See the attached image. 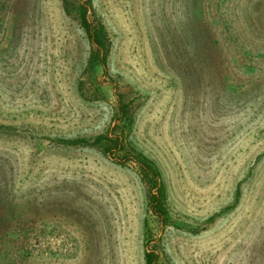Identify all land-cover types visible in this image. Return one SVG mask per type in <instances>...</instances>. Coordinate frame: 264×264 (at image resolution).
<instances>
[{
	"label": "rangeland",
	"instance_id": "rangeland-1",
	"mask_svg": "<svg viewBox=\"0 0 264 264\" xmlns=\"http://www.w3.org/2000/svg\"><path fill=\"white\" fill-rule=\"evenodd\" d=\"M84 1L0 0V264H264V0Z\"/></svg>",
	"mask_w": 264,
	"mask_h": 264
},
{
	"label": "trees",
	"instance_id": "trees-1",
	"mask_svg": "<svg viewBox=\"0 0 264 264\" xmlns=\"http://www.w3.org/2000/svg\"><path fill=\"white\" fill-rule=\"evenodd\" d=\"M92 0H85L81 6L83 25L88 33L92 43L96 46L95 56L102 66L106 65V54L104 49V41L101 34L95 28L94 24L88 19L87 11ZM123 141L117 138L114 142V150L110 147L109 152L118 151L123 148ZM141 170L150 179L153 187L152 194V209L155 216L161 223H166L168 218V211L164 201V187L160 173L155 170L150 164L144 160H137ZM146 264H159L158 256L154 251L146 253Z\"/></svg>",
	"mask_w": 264,
	"mask_h": 264
}]
</instances>
